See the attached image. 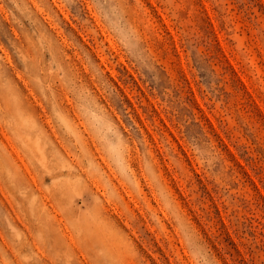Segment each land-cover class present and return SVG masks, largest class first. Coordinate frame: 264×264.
Instances as JSON below:
<instances>
[{
	"label": "rangeland",
	"instance_id": "374dc122",
	"mask_svg": "<svg viewBox=\"0 0 264 264\" xmlns=\"http://www.w3.org/2000/svg\"><path fill=\"white\" fill-rule=\"evenodd\" d=\"M0 264H264V0H0Z\"/></svg>",
	"mask_w": 264,
	"mask_h": 264
}]
</instances>
